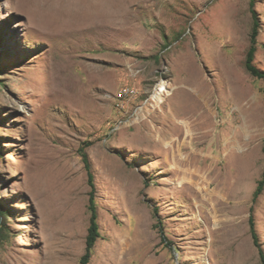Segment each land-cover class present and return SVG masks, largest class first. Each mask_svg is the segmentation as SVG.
<instances>
[{"label":"rangeland","instance_id":"obj_1","mask_svg":"<svg viewBox=\"0 0 264 264\" xmlns=\"http://www.w3.org/2000/svg\"><path fill=\"white\" fill-rule=\"evenodd\" d=\"M250 4L0 0V264H81L92 190L82 149L101 233L88 264H264L250 223L264 249ZM164 78L162 111L113 131V95L137 83L143 97Z\"/></svg>","mask_w":264,"mask_h":264},{"label":"built area","instance_id":"obj_2","mask_svg":"<svg viewBox=\"0 0 264 264\" xmlns=\"http://www.w3.org/2000/svg\"><path fill=\"white\" fill-rule=\"evenodd\" d=\"M139 72L140 70L134 71L131 68L132 75H137ZM171 88L173 87L164 78L146 96L142 97L143 92L139 84L123 85L113 95L118 118L113 122L112 130L116 132L117 130L132 128L150 121L155 112L162 111Z\"/></svg>","mask_w":264,"mask_h":264},{"label":"trees","instance_id":"obj_3","mask_svg":"<svg viewBox=\"0 0 264 264\" xmlns=\"http://www.w3.org/2000/svg\"><path fill=\"white\" fill-rule=\"evenodd\" d=\"M250 6H251V12L253 15V19H254V26H253V30L251 34V46L247 54L246 68L252 75L264 80V70L259 68L254 63L256 52H257V46H258V37L260 35L261 17H260L258 10L256 9L255 0H251ZM82 156H83L86 168L89 173V181L92 187V190L90 191V201H89L90 202L89 209L91 210V219H90V226L88 228V234H87V246H86V251L84 255L81 257V264H88L91 259L92 249L95 246L99 237L101 236V233H100L99 222H98V217H99L98 209H97V205L95 202L96 185L94 181V174L92 172L89 155L87 151H84V149H82ZM263 191H264V172L262 174L261 179L258 182L256 191H255V200L259 198V196L263 193ZM250 223H251L253 238L255 240L256 245L260 249V254L264 262V249L262 248L260 237L256 230L255 219L253 215L250 218Z\"/></svg>","mask_w":264,"mask_h":264},{"label":"bare ground","instance_id":"obj_4","mask_svg":"<svg viewBox=\"0 0 264 264\" xmlns=\"http://www.w3.org/2000/svg\"><path fill=\"white\" fill-rule=\"evenodd\" d=\"M205 119L203 118L202 119V121H201V123L204 121ZM204 125V124H203ZM210 125V124H209ZM185 171V170H184ZM192 175V174H191ZM207 201V200H206ZM204 202H205V200H204ZM208 202V201H207ZM211 205V204H210ZM214 209V208H213Z\"/></svg>","mask_w":264,"mask_h":264}]
</instances>
